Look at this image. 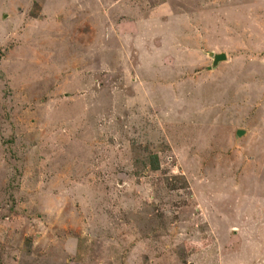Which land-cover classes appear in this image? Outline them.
<instances>
[{
  "label": "rangeland",
  "instance_id": "obj_1",
  "mask_svg": "<svg viewBox=\"0 0 264 264\" xmlns=\"http://www.w3.org/2000/svg\"><path fill=\"white\" fill-rule=\"evenodd\" d=\"M0 264H264V0H0Z\"/></svg>",
  "mask_w": 264,
  "mask_h": 264
},
{
  "label": "water",
  "instance_id": "obj_2",
  "mask_svg": "<svg viewBox=\"0 0 264 264\" xmlns=\"http://www.w3.org/2000/svg\"><path fill=\"white\" fill-rule=\"evenodd\" d=\"M210 55H212V57H213V62H212L213 67H216L221 61H225L228 58L227 53L224 51L219 52V53H215V54L210 53ZM237 133H238V136H241L245 133V130L239 129Z\"/></svg>",
  "mask_w": 264,
  "mask_h": 264
},
{
  "label": "trees",
  "instance_id": "obj_3",
  "mask_svg": "<svg viewBox=\"0 0 264 264\" xmlns=\"http://www.w3.org/2000/svg\"><path fill=\"white\" fill-rule=\"evenodd\" d=\"M151 165L153 169H157L159 167V160L157 155H152L151 156Z\"/></svg>",
  "mask_w": 264,
  "mask_h": 264
},
{
  "label": "crops",
  "instance_id": "obj_4",
  "mask_svg": "<svg viewBox=\"0 0 264 264\" xmlns=\"http://www.w3.org/2000/svg\"><path fill=\"white\" fill-rule=\"evenodd\" d=\"M128 22H130V21H128ZM127 28H129L128 26L126 27V29ZM111 35V33L109 32V33H106V39L107 40H109L110 38H113V37H115V35L114 34H112V35H114V36H110ZM80 36V35H79ZM82 37H84V36H82ZM84 40V38L82 39V41Z\"/></svg>",
  "mask_w": 264,
  "mask_h": 264
}]
</instances>
